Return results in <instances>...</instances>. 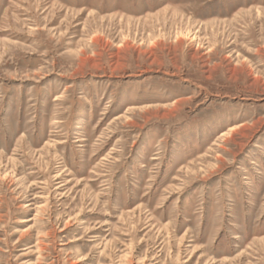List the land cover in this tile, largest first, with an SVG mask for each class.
Wrapping results in <instances>:
<instances>
[{
    "label": "rangeland",
    "instance_id": "374dc122",
    "mask_svg": "<svg viewBox=\"0 0 264 264\" xmlns=\"http://www.w3.org/2000/svg\"><path fill=\"white\" fill-rule=\"evenodd\" d=\"M0 264H264V0H0Z\"/></svg>",
    "mask_w": 264,
    "mask_h": 264
},
{
    "label": "bare ground",
    "instance_id": "6f19581e",
    "mask_svg": "<svg viewBox=\"0 0 264 264\" xmlns=\"http://www.w3.org/2000/svg\"><path fill=\"white\" fill-rule=\"evenodd\" d=\"M226 133H223L221 136H224Z\"/></svg>",
    "mask_w": 264,
    "mask_h": 264
}]
</instances>
